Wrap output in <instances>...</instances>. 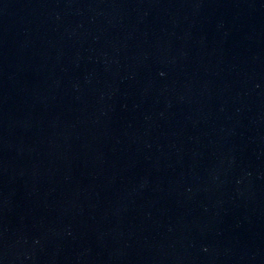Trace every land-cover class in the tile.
I'll return each mask as SVG.
<instances>
[{"label":"water","instance_id":"95a60500","mask_svg":"<svg viewBox=\"0 0 264 264\" xmlns=\"http://www.w3.org/2000/svg\"><path fill=\"white\" fill-rule=\"evenodd\" d=\"M0 264H264V0H0Z\"/></svg>","mask_w":264,"mask_h":264}]
</instances>
